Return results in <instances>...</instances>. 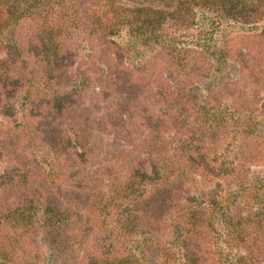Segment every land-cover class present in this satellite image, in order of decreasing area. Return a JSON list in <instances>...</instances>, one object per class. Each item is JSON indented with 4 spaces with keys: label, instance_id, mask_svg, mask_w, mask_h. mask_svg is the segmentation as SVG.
I'll use <instances>...</instances> for the list:
<instances>
[{
    "label": "trees",
    "instance_id": "16d2710c",
    "mask_svg": "<svg viewBox=\"0 0 264 264\" xmlns=\"http://www.w3.org/2000/svg\"><path fill=\"white\" fill-rule=\"evenodd\" d=\"M0 264H264V0H0Z\"/></svg>",
    "mask_w": 264,
    "mask_h": 264
}]
</instances>
